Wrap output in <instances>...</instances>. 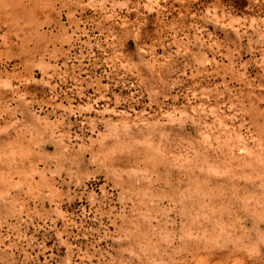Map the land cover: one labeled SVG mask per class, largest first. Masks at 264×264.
I'll use <instances>...</instances> for the list:
<instances>
[{"label": "rangeland", "instance_id": "rangeland-1", "mask_svg": "<svg viewBox=\"0 0 264 264\" xmlns=\"http://www.w3.org/2000/svg\"><path fill=\"white\" fill-rule=\"evenodd\" d=\"M0 264H264V0H0Z\"/></svg>", "mask_w": 264, "mask_h": 264}]
</instances>
